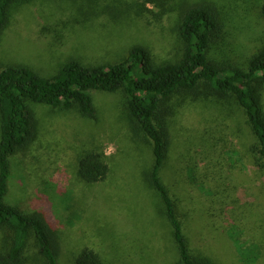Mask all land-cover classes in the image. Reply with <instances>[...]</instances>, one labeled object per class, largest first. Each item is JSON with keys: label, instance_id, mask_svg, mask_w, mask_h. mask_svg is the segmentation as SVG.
Segmentation results:
<instances>
[{"label": "rangeland", "instance_id": "374dc122", "mask_svg": "<svg viewBox=\"0 0 264 264\" xmlns=\"http://www.w3.org/2000/svg\"><path fill=\"white\" fill-rule=\"evenodd\" d=\"M107 1H18L0 37V65L23 64L51 75L71 57L84 63L117 61L133 43L147 46L158 59L175 54L178 0L161 21L108 19L100 13ZM213 1L225 19L223 38L211 48L214 57L244 64L264 39L262 1ZM91 96L94 118L30 104L33 129L27 144L9 158L6 202L54 223L60 264H75V254L85 246L98 251L104 264H172L176 252L169 223L157 194L141 182L152 162L151 144L133 141L121 92L91 91ZM184 98L174 95L169 104L178 106ZM254 141L233 100L188 98L168 120L160 176L191 252L211 264H242L230 236L240 238L243 248L255 245V264H264V180L252 167ZM93 149L106 155L111 170L107 180L88 185L77 175V159ZM25 255V264H39L33 236Z\"/></svg>", "mask_w": 264, "mask_h": 264}, {"label": "trees", "instance_id": "16d2710c", "mask_svg": "<svg viewBox=\"0 0 264 264\" xmlns=\"http://www.w3.org/2000/svg\"><path fill=\"white\" fill-rule=\"evenodd\" d=\"M18 1L0 0V37ZM173 2L108 0L100 13L108 19L150 16L161 21L175 10ZM192 2H177L173 29L177 47L171 58L158 59L147 46L133 43L117 61L84 63L71 57L51 75H40L23 64L0 65V264H25L30 236L41 258L39 264H60L54 223L41 213L27 214L6 202L9 158L29 141L33 129L30 104L75 110L94 118L91 91L121 92L133 141L143 139L151 144L152 162L143 169L141 182L157 194L169 223L176 252L172 264H211L208 257L191 252L176 205L160 176L168 151V120L188 98L233 100L242 108L255 137L249 153L252 167L264 180V39L244 64L217 59L211 48L225 33L223 14L213 0ZM177 94L185 100L170 105L169 99ZM110 170L106 155L98 149L78 156L77 175L88 185L107 180ZM262 224L264 227V210ZM230 237L242 264H255L258 248H243L240 238ZM260 248L264 252V241ZM74 263L104 264V260L94 248L85 246L75 254Z\"/></svg>", "mask_w": 264, "mask_h": 264}]
</instances>
